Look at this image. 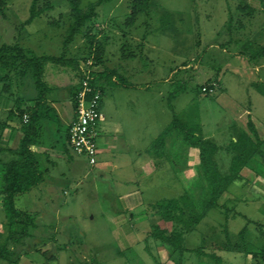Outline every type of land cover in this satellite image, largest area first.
I'll return each mask as SVG.
<instances>
[{
	"label": "rangeland",
	"instance_id": "374dc122",
	"mask_svg": "<svg viewBox=\"0 0 264 264\" xmlns=\"http://www.w3.org/2000/svg\"><path fill=\"white\" fill-rule=\"evenodd\" d=\"M33 1L0 0V46L20 43L38 57L63 55L80 62L86 58L92 49L87 31L70 39V29L74 23L71 16L74 0H39L37 10L53 8L32 25L24 27L23 24L30 18ZM99 1L81 0L80 7L85 11L90 4ZM236 1L154 0L149 17L142 13L136 27L129 30L125 23L132 12L133 1L108 0L98 8L99 16L94 24L97 42L105 50V63L101 64L100 72L115 70L119 78L125 75L126 84L133 86L129 89L116 85L106 89L104 104L111 107L113 99L116 104L128 107V111L132 112L128 100L130 97L137 99L132 105L140 107L146 114V118L141 120L145 144L152 143L167 125H172L174 116L180 121L189 119L187 129L178 123V129L174 130L180 138L185 139L189 133L188 140L194 142L196 132L215 133L216 143L220 147L217 161L224 175L229 174L233 159L228 152L233 143V127L237 128L239 123L232 119L223 104L217 102L223 94L219 91L220 85L217 83L210 95L204 93V88L213 86L212 82L220 78L224 93L236 100L243 109L264 119V84L260 83L259 70L251 69L252 64L244 65L241 62L240 65L237 62L234 65L237 59L235 55L241 52L245 56L246 46L251 45L250 48L246 47L251 53L259 47L264 48V24L262 26V22L257 19L258 13L240 14L239 5L242 3ZM167 13L172 17L167 18ZM230 17L235 29L232 38L228 32ZM241 22L245 24L243 30H239ZM229 38L232 40L227 43ZM235 40L238 43L233 45ZM223 44L231 45L229 54L233 56L224 55L216 49L217 45L220 48ZM263 48L259 52L264 53ZM127 49L135 54L130 60H124L123 57ZM120 65L126 70L120 72ZM217 65L222 70H216ZM46 67L45 81L50 85L57 84V75L48 73L58 67L52 63ZM72 72L76 75V71ZM21 88L20 96L32 91L27 86ZM116 88L118 90L114 91ZM159 171L161 174L158 179H163L165 169ZM191 173L194 174V180H189L188 189L185 183L172 191L166 187L152 191L148 185L142 186L146 199L150 203L161 202L185 191L194 197L196 207L202 211L204 203L210 200V186L201 167L192 168ZM249 174L248 170L243 169V180L233 184L220 199L223 208L212 209L197 229L186 235L184 243L188 251L201 249L208 255L222 258L221 264H252V256L245 252L230 253L227 250V236L236 245L244 229L247 230L248 242L260 248L264 244L261 236L264 233V198L254 191L257 187L264 196V183L256 179L247 181ZM69 181L70 184L74 183L72 177H69ZM107 192L99 189L95 197L90 183L79 191L71 192L69 198L74 205L61 207L64 212L60 210L63 214L59 222L55 213L59 209L57 204L53 206L49 200H41L36 191L22 196L17 207L36 215L39 227L34 233L36 238L31 240L37 248L28 251V258L23 254L20 264H46V257L39 254V250L47 252L48 258H57L55 262L49 260V264H94V261L97 264H178V257L169 258L167 251L161 250L159 244L148 238L151 231L148 215L146 220L143 219L147 224L136 226L137 232L140 230L141 233L140 242L135 244L130 240L129 246H125L124 232L113 227L115 223L110 220L122 208L120 197L126 188L117 186L113 195H107ZM1 201L0 194V225H4L6 215ZM15 258L13 256L10 260ZM182 264L217 263L197 253H186Z\"/></svg>",
	"mask_w": 264,
	"mask_h": 264
},
{
	"label": "crops",
	"instance_id": "0c3cea01",
	"mask_svg": "<svg viewBox=\"0 0 264 264\" xmlns=\"http://www.w3.org/2000/svg\"><path fill=\"white\" fill-rule=\"evenodd\" d=\"M237 2L247 4L255 9L259 14L257 19L260 20L259 22H262L261 24L263 26L264 0H238L236 3ZM231 40L232 39L229 38L227 43H230ZM233 43V45H236L238 42L235 40ZM230 46L229 44H223L219 48V45H217L216 49H219L224 55L228 54L229 56H233L229 54ZM235 56L237 59L234 60V65L237 62L240 65L241 62L244 65L246 63L249 65L252 64L241 52L237 53ZM124 60L127 59L124 58ZM252 65H250L251 69L259 70L260 83L264 84V59L255 66ZM56 66L58 68L50 70L48 73L57 75L58 80L57 84H48V86L54 88V91L48 96L47 103L55 110L58 118L57 120L41 121L40 137L32 147L39 169L45 174V179L41 185L27 195L36 191L37 197L41 200L47 199L53 206L57 204L59 209L55 213L59 217V219H57V222H59L62 218V212H64L61 207H73L74 205L73 201H71L72 199L69 198L71 192L81 190L87 183H90L91 187H93L95 197L98 196L96 191L98 192L99 189L108 191L107 195H113V191H116L117 186L126 188V192L120 197L122 208L111 217L112 219L110 221L115 223L113 227H117L124 232V238L126 240L125 246H129L132 240L136 244V242H140L139 235H141L140 230L137 232L138 227L136 226L147 224L143 221V219L146 220L148 218L147 207L158 203H150V201L146 199L142 186L148 185L151 187L150 190L152 191H158L165 187L172 191L183 186L185 183L184 185L188 189L187 183L189 180H194V174H190V170L200 167V151L187 139L177 136L176 131L169 133L164 144L155 145L157 138L154 139L152 143L148 142L145 144L141 134V125L143 123L141 120L146 118V114H144L145 112H143L140 107L132 105L136 103L135 100L137 99L133 97L129 98L128 104L133 108V111L130 112L128 111V107L119 105V103L116 104L113 99L111 100L113 104L111 107L108 104H104L103 97L102 112L105 115V121L100 127L101 135L99 140L98 164L95 168H92L86 158L74 155L68 144L69 127L75 116L72 92L77 85L78 78H75L76 75L73 74L70 68ZM121 66L122 65H120V72L125 71L126 69ZM218 69L222 70V68H218L217 65L216 70ZM46 71L47 67L45 68V73ZM122 78L127 79L125 75H123L121 79ZM117 80H119V77L116 75L114 81ZM216 80H219V91L223 93L218 98L217 102L221 105L223 104V106L229 110L232 119L239 123L238 126L236 125L237 128L233 127V130L240 129L244 131L251 137L252 141L256 143L259 140L262 146L261 151L264 154L263 117L255 116L252 111H247L245 108L243 109L236 100L224 93L221 79L217 78ZM111 87L112 86H108L107 90ZM1 89L2 87H0V91ZM116 90L118 89L116 88L114 91ZM29 97V94L23 96L22 102L19 104L15 102L10 95L0 93V170L11 161L18 158L17 152L23 138L24 128V124L22 123L24 117L19 116L18 106H21L22 111H24L25 108L35 107L33 102L28 101ZM135 108L137 110H135ZM188 120L189 119L182 121L187 124L189 123ZM250 122L254 125L255 133L251 130L252 127H250ZM169 127L170 124L162 130L160 136H162ZM214 134L215 133L202 134V131L196 132L194 139L204 138L213 141L218 146V153L215 157V159H217L220 147L216 143ZM233 141H236L235 136H233ZM162 169H165L163 173L165 176H163V179H158V176L161 174L159 170ZM245 170H248L250 173V177L246 179L247 181L253 182V179H256L264 183V163L261 157L254 158L250 166L246 167ZM69 177L74 179L73 184H70ZM1 187L2 183L0 181V188ZM254 191L264 198L262 191L257 187L254 188ZM185 194L187 195V193L183 191V193L172 199L180 198ZM21 197L22 196L18 197L16 206ZM62 197L65 199L63 202ZM1 200L3 206L2 194ZM46 208H48L47 204ZM60 210H62V212ZM46 212L47 211H45V214ZM4 228L5 224L0 225V233ZM256 246L258 245H254V247ZM24 257L28 258V254H24ZM4 263L5 262L0 261V264Z\"/></svg>",
	"mask_w": 264,
	"mask_h": 264
},
{
	"label": "trees",
	"instance_id": "16d2710c",
	"mask_svg": "<svg viewBox=\"0 0 264 264\" xmlns=\"http://www.w3.org/2000/svg\"><path fill=\"white\" fill-rule=\"evenodd\" d=\"M38 1L39 0L33 1L30 18L23 24L24 27L32 25L36 19L41 18L42 15L53 8L46 7L37 10ZM106 1L108 0H100L96 4H90L85 11L80 7L81 0L73 1L71 16L74 19V23L71 25L70 39H72L73 36L83 33V31H87V36L92 44L90 54L82 60L83 62L81 61L82 63L78 59L63 55L61 57L47 55L38 57L32 51L24 49L20 43L11 45L3 44L0 46V84L2 85L0 93L10 95L15 102L20 104L23 99V96L19 95L22 89L21 87L27 86L28 90H32L28 92L30 95L28 101L35 104V107L25 108L24 111L21 110V106H18L19 116L24 117V114H27L30 120L27 124L24 123L23 138L17 152L18 158L11 161L0 170V181L2 183L0 192L3 197V207L6 215L5 228L0 233V261L5 262V264H20L23 254H28V251L37 248L36 245L33 246L34 242L31 241L32 238H36L34 233L39 227L38 220L36 221L35 218L36 215L28 211L19 210L16 206V201L18 197L29 194L32 190L41 185L45 179V174L39 169L32 147L40 137L41 121L57 120L58 118L55 110L47 103V98L54 91V88L48 86L45 81L44 75L46 66L52 63L76 71L78 83L72 92L75 111L74 119L76 118L75 98L85 78L83 69L86 67L88 61L93 60L95 62L91 86L95 91L101 92L102 99L108 86L114 87L120 85L123 88L130 87L126 84V78H119V80L114 81V77L118 74L115 70H104L105 72H100L99 70L101 64L104 65L105 63V50L103 45L97 42L98 34L95 33L94 24L98 20V8ZM132 1V12L125 23L129 30L136 27L138 18L142 13L149 17L150 10L154 7V0ZM239 10L240 14L250 12V14L255 15L257 13L255 9L247 4H240ZM165 15L167 18L172 17V15L168 13ZM232 25L233 19L230 17L228 20V32L231 38L235 31ZM241 26L239 30L245 29L244 23L241 22ZM250 46L251 45H248L246 47L250 48ZM246 47L244 53L245 56L248 57L250 63L256 65L264 59V53L259 52L263 47H259V49L253 53L246 49ZM94 48L96 51H93ZM124 53L126 54L123 57L127 60L135 56L134 53L128 52V49L124 50ZM30 80L31 83L29 82ZM217 83L219 84V80L212 82V84L215 85ZM211 88L214 87L210 86L208 89L210 90ZM204 93H206V95L212 94L208 90ZM262 93L264 94V89ZM28 94L25 93V95ZM172 123L173 124L170 125L164 134L157 138L155 145L164 144L169 133L178 129V123H181L186 129L189 126V123L186 124L175 116ZM250 127H252L251 130L255 133L252 122H250ZM188 136L189 133H187L185 139L188 140ZM234 136L237 138V141H233L228 148V152L233 158L228 175L222 174L218 161L215 159L218 153V146L213 141L204 138H196L194 142H191V139L188 140L200 151V167L210 186V200L204 203L202 211L196 207L195 199L191 194H185L176 199L164 200L147 207V215L150 218L149 223L151 227L148 238L159 244L161 250L167 251L169 258L178 257V264H182L186 253H197L200 256L212 258L217 264H221L222 262V258L213 254L208 255L201 249L193 252L188 251L185 248L184 242L186 235L194 232L212 209L223 208L219 203L220 199L229 191V188L233 184L243 180L241 172L243 169L250 166L254 158L261 157L264 163V154L261 151L262 146L259 140L257 143L252 141L251 137L240 129L234 130ZM68 144L74 153L71 147L70 127L68 131ZM262 228H264V225ZM261 236L264 240V233L263 235L261 234ZM239 239L240 241L237 242L238 244L236 243V245H234L231 237L229 235L227 236L228 252H245V254L252 256V264H264V244L263 247L260 248L257 246L254 247L252 242H248L246 229L240 232ZM23 247L32 248L23 249ZM34 251H36V249ZM38 252L46 257V264H49V260H53V262L57 260V258L53 256L48 258L47 252H43L42 250ZM13 256L16 257L15 260H10ZM93 263L97 264L96 261Z\"/></svg>",
	"mask_w": 264,
	"mask_h": 264
},
{
	"label": "built area",
	"instance_id": "2783aa9c",
	"mask_svg": "<svg viewBox=\"0 0 264 264\" xmlns=\"http://www.w3.org/2000/svg\"><path fill=\"white\" fill-rule=\"evenodd\" d=\"M94 67L95 62L90 60L83 69L85 78L75 98L76 118L70 126L71 147L75 155L86 158L92 168L98 164L100 127L105 121L101 92L95 91L91 86ZM213 87L210 90L204 88V91L208 90L212 93L216 85L213 84ZM23 119L27 124L30 117L26 114Z\"/></svg>",
	"mask_w": 264,
	"mask_h": 264
}]
</instances>
